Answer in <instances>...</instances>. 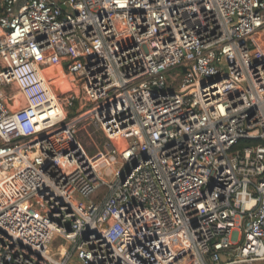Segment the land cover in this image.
Returning <instances> with one entry per match:
<instances>
[{
	"label": "built area",
	"instance_id": "built-area-1",
	"mask_svg": "<svg viewBox=\"0 0 264 264\" xmlns=\"http://www.w3.org/2000/svg\"><path fill=\"white\" fill-rule=\"evenodd\" d=\"M0 7V264H264V0Z\"/></svg>",
	"mask_w": 264,
	"mask_h": 264
},
{
	"label": "rangeland",
	"instance_id": "rangeland-1",
	"mask_svg": "<svg viewBox=\"0 0 264 264\" xmlns=\"http://www.w3.org/2000/svg\"><path fill=\"white\" fill-rule=\"evenodd\" d=\"M0 11H1V7H0ZM57 67L60 68V66ZM67 82L68 81L65 80L62 84L57 82H55V84L58 86L60 90L64 91L66 90L65 88L68 87L67 85H65V84H69ZM68 118L75 122V126L76 128H78V138L84 150L88 154H89L88 150L91 148L99 147L103 150L104 142L103 143L99 142V137H100L99 130L101 129L96 126L94 119L90 114L89 106L84 105L83 103H81V100H78L74 104V106L69 109ZM63 244H66V240H64L60 236H57L55 240V248H59Z\"/></svg>",
	"mask_w": 264,
	"mask_h": 264
},
{
	"label": "bare ground",
	"instance_id": "bare-ground-1",
	"mask_svg": "<svg viewBox=\"0 0 264 264\" xmlns=\"http://www.w3.org/2000/svg\"><path fill=\"white\" fill-rule=\"evenodd\" d=\"M59 68H56V76H58V77H56L55 79H54V81H52V84H53V87H54V89H55V91H56V93L57 94H61L62 92H64V91H66V90H68V89H71L72 88V85H71V82L69 81V79L66 77V75L62 72V70L61 69H59ZM65 76V77H64ZM65 80H67L68 82L67 83H69V84H65V85H67L68 87V89L67 88H65L66 90H64V91H62V90H60L59 88H58V86L55 84V82H57V83H63ZM78 90V89H77Z\"/></svg>",
	"mask_w": 264,
	"mask_h": 264
},
{
	"label": "trees",
	"instance_id": "trees-1",
	"mask_svg": "<svg viewBox=\"0 0 264 264\" xmlns=\"http://www.w3.org/2000/svg\"><path fill=\"white\" fill-rule=\"evenodd\" d=\"M74 130H75V132H76V134L78 135V128H76V126L74 127ZM99 142L100 143H103L104 141H105V134L103 133V131H101V130H99ZM88 150V149H87ZM102 149L101 148H99V147H95V148H91V149H89L88 150V152H89V155L90 156H95V155H97L100 151H101Z\"/></svg>",
	"mask_w": 264,
	"mask_h": 264
}]
</instances>
